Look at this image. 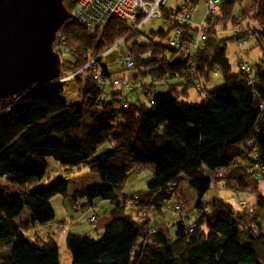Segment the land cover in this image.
<instances>
[{"label":"trees","instance_id":"16d2710c","mask_svg":"<svg viewBox=\"0 0 264 264\" xmlns=\"http://www.w3.org/2000/svg\"><path fill=\"white\" fill-rule=\"evenodd\" d=\"M245 1L223 0V17L206 32L204 50L197 55V72L188 76V63L168 46V25L167 30L154 34L150 43L138 41L146 25L137 29L141 20L130 23L113 18L92 36L70 16L75 1L63 0L69 17L57 34L65 39L56 51L63 59L59 79L92 60L110 74L103 54L123 41L121 46L133 57L135 75L144 87L141 92L124 93L103 89L93 78L76 76L74 81L83 87L82 108H73L64 100V89L56 80H34L15 94L0 95V247H7L0 264H62L55 238L44 241L37 233L31 242L25 237L26 231L55 223L51 200L69 194L68 182L46 181L49 158L68 173L87 168L99 176L98 181L70 196L79 217L97 216V200L113 206L98 240L89 234L68 235L71 264H264L258 251L259 244L264 243L259 212L244 197L254 196L256 205L264 209L260 188L264 178L248 173L255 164L256 151L257 163L264 169V62L250 76L238 71L234 74L227 58L228 38H218L220 28L229 32L231 24V31L240 29L242 34L230 38L237 41L259 36L264 42V0L245 5L252 3L250 7L255 10L251 19L259 28L244 25V12L234 16V7ZM168 2L163 10L173 6ZM181 2L194 12L198 0H180L174 5ZM188 32L191 37L198 35L194 28ZM149 52L154 59L149 60ZM217 70L225 85L210 92L205 83ZM197 80L203 82V89L197 88ZM191 88L203 91L202 105L182 100L190 98ZM148 89L155 91L152 97ZM129 94L146 97L151 107L139 101L130 103ZM105 95L110 96L109 101ZM117 116L122 123L113 130ZM106 143L110 147L99 153ZM219 169H224L223 179L212 180L210 174ZM145 170L152 171L148 189L125 194L122 187L129 176ZM185 179L198 196L190 210L184 205ZM217 182L220 188L230 190L232 197L236 192L253 207L255 216L234 200L205 202L212 183ZM173 184L176 186L171 190ZM82 199L87 201V208H93L87 216H81L73 206ZM175 203L183 205L189 220H175ZM206 206L211 207L209 213L202 212ZM25 208L32 216L23 222L20 219ZM144 210L155 214L153 222L143 216ZM168 213L174 217L173 236L170 229L164 230ZM194 213L198 216L193 219ZM61 225L60 232H65ZM152 228H156L155 233H150Z\"/></svg>","mask_w":264,"mask_h":264},{"label":"rangeland","instance_id":"374dc122","mask_svg":"<svg viewBox=\"0 0 264 264\" xmlns=\"http://www.w3.org/2000/svg\"><path fill=\"white\" fill-rule=\"evenodd\" d=\"M176 1L180 0H169L168 6H172L176 3ZM252 0H246L244 4H237L234 7L233 14L235 17H238L244 12V16L246 17V20H244V25L248 23H252L251 17L254 15V7H250L245 5ZM206 0H198V3L195 8V23L200 24L205 16L206 13ZM244 8H246L244 10ZM228 31L233 28L231 24L227 27ZM167 30V24L166 20L164 18H153L147 22V24L142 28L141 34L139 36L138 41L140 43H150L149 39L153 37L154 34L158 33L160 30ZM224 28H220L219 32V39H226L227 40V58L229 60L230 66L232 68V72L234 74L237 73L239 64L242 61L248 62L253 66V68H256L260 63L264 62V42L260 41L259 36H253L250 38L247 42V44H244L242 46V49L239 51L238 46H237V41L234 38H230V31L229 32H223ZM159 37H156L155 42H158ZM262 45V46H261ZM126 52V47L125 46H120V47H113L109 52H106L104 54L103 62L106 63L110 69V71L114 74H117V68L119 65L120 57L121 54ZM68 56L67 53H64L63 58H66ZM217 73H214L211 75L210 80L206 82V88L208 91L212 92L215 91L225 85V82L223 80V77L221 75V72L219 70L216 71ZM62 87L64 89V95L63 98L64 100L69 103L73 108H82V91L83 87L82 84L77 83L76 81H67L62 84ZM182 89V88H181ZM180 89V90H181ZM109 92L107 91L106 94ZM190 98L187 100L186 98H182L183 101H188L189 103H194V104H199L202 105L204 102V93L201 90H198L196 88H191L189 91ZM105 100L109 101L110 96L105 95ZM129 100L130 103L136 104L138 101L145 104L147 107H151L150 102L147 100L146 97L139 95V94H129ZM98 114H102V109L98 108ZM122 123V119L120 116H117L115 119V123L112 126L113 130H115L118 125ZM110 146L106 143L100 150L99 153H101L103 150L108 149ZM48 164H49V172L46 177L47 182H54L57 180H63L65 182L71 181V180H76L78 182L77 185H82L84 187H88L95 183V181L99 180V176L90 173V171L87 168H82V169H75L71 171L70 173L67 172L64 168L61 167L59 163H57L54 159L49 158L48 159ZM223 174L225 175L224 171ZM212 174H210L209 177H211ZM152 177V171L150 170H145L143 171L140 175H130L127 182L123 185L122 190L125 194H133L135 192H143L148 189V182ZM218 179V178H212ZM260 188L261 191L264 193V182H260ZM184 189L187 190V197H185L184 200V205L190 210L192 207H194L197 202H198V196L195 193L193 189L189 187L188 180H184ZM245 199H247L248 202L251 204L255 205L257 210H258V218L261 222L262 226V231L264 232V209L259 208L256 205V200L255 197L252 195H247L244 196ZM227 199L229 202L233 203V197H232V192L226 189L220 188L219 183H212V187L210 191L207 193L205 196L204 200L205 202H212L215 199ZM68 199L66 200L65 197L58 195L55 196L52 200V206L56 212V217L57 220L55 223L50 224L46 226L43 229L49 230L51 227L54 229V234L52 232V235L54 236L55 240L57 241L59 247H60V259L62 264H69L71 255L67 249V237L69 234H78V235H85L89 234L91 235L92 238L98 240L100 237V234L104 231V228H101L98 226V229L96 230V226L98 224H91L87 219H84L81 224H78V226L72 224V218L75 217L74 211L68 207ZM97 208L95 209L98 221L100 219L103 220L105 217H109L108 212L112 210V204L110 202H101L100 200L96 201ZM186 213V211H185ZM32 216V213L29 208H25L21 215V221L25 222L28 221ZM198 216L197 213H194L191 217L194 219ZM167 222L164 226L165 232L169 231L170 229V234L173 236L175 234L174 230V224H173V215L171 213H168L166 215ZM75 219V218H74ZM66 220L64 228H67V232H57L55 228L58 227L59 223L61 221ZM70 220V221H69ZM75 223V222H74ZM62 226V225H61ZM79 227V229H77ZM64 230V231H65ZM39 231L36 229H32L30 231L25 232V237L29 241H34L36 234ZM42 239L44 241L47 240V236L42 235ZM7 247L6 245L4 247H0V262L3 259V255L6 253ZM258 251L260 256L264 259V243H260L258 246ZM264 262V260H263ZM71 264V263H70Z\"/></svg>","mask_w":264,"mask_h":264},{"label":"built area","instance_id":"2783aa9c","mask_svg":"<svg viewBox=\"0 0 264 264\" xmlns=\"http://www.w3.org/2000/svg\"><path fill=\"white\" fill-rule=\"evenodd\" d=\"M75 1V7L70 13V16L77 23L86 27L92 36H95L97 31L102 28L113 18H119L130 23H138L142 21L137 29L147 24V22L153 18H164L168 27L171 29V36L168 40V46L178 52V57L183 62L188 63L189 71L188 76H194L198 69L197 55L204 50L205 43L207 41L206 32L217 24V21L223 17V0H208L207 11L203 21L200 24L195 23L194 12L192 8L185 5L184 2L173 5L172 7L163 10L166 7L168 0H73ZM194 28L198 30V35L189 36L188 29ZM241 33L240 29L230 31L232 37H237ZM242 34V33H241ZM248 37L237 40L238 50L242 49L244 44H247ZM123 41L118 42L115 47H120ZM65 43V39L56 35L53 41L54 50L57 51ZM112 49V48H111ZM110 49V50H111ZM108 50L107 52H109ZM106 53V52H105ZM104 55V54H103ZM102 55V56H103ZM149 60L154 59L155 56L149 52ZM62 59V56H61ZM158 57L157 60H160ZM63 63V59H62ZM61 63V64H62ZM136 64L133 57L129 52L121 54L119 65L117 68V74L111 73L105 74L98 64L97 60H92L85 67L76 71L75 73H65L62 78H58L55 83L63 84L67 81H72L76 76L82 78H93L98 86L107 89L114 88L116 90H122L124 93L130 91L141 92L144 84L143 81L135 75ZM254 71V68L248 62L242 61L239 64L238 73L243 75H249ZM170 75L167 74V77ZM252 81V80H251ZM197 88L203 89V82L196 81ZM152 89H148L147 93L152 97L155 93ZM114 145V141H110ZM255 164L249 168L248 173L255 174L256 177L264 178V169L259 160V153L256 151L253 155ZM141 171V170H140ZM224 169L216 170L212 173V178L223 179ZM210 177V178H211ZM215 180V179H214ZM176 184L171 185V190H174ZM224 188L225 184H221ZM233 200L241 208L245 209L247 213L252 217L255 216V209L251 207L244 199H241L236 192H233ZM76 211L81 216H87L89 212L93 210L92 207H88L87 201L82 199L73 203ZM86 206V207H85ZM86 209H85V208ZM173 212L176 215V221H187L190 218L185 214L183 205L181 203L173 204ZM211 211L210 206H206L203 209V213H209ZM143 216L149 222L155 220V214L150 210H144ZM90 223L97 221V216L92 214L88 217ZM256 227V225H253ZM156 228H152L150 233H155Z\"/></svg>","mask_w":264,"mask_h":264},{"label":"water","instance_id":"95a60500","mask_svg":"<svg viewBox=\"0 0 264 264\" xmlns=\"http://www.w3.org/2000/svg\"><path fill=\"white\" fill-rule=\"evenodd\" d=\"M68 17L63 0H0V95L59 78L53 41Z\"/></svg>","mask_w":264,"mask_h":264},{"label":"crops","instance_id":"0c3cea01","mask_svg":"<svg viewBox=\"0 0 264 264\" xmlns=\"http://www.w3.org/2000/svg\"><path fill=\"white\" fill-rule=\"evenodd\" d=\"M206 10V9H205ZM194 18H195V14H194ZM245 20H246V18H245ZM246 25V24H245ZM247 25H249L250 27H253V28H259V25L255 22V21H252V23H248ZM68 184H69V194H68V196L67 197H65L66 198V200L68 199V201H70L69 203H68V207L70 208V209H72V211H74V209L72 208V202H71V195H72V193L74 192V191H76V190H82V189H84V188H86V187H84L83 186V184L82 185H77L78 184V182L74 179V180H71V181H68ZM187 190L186 189H184V196L185 197H187ZM196 193V192H195ZM198 199V198H197ZM104 202H106V201H104ZM74 213L76 214L75 215V217H71L72 218V221H75V223L74 222H72V224H74V225H76V226H78V224H81L83 221H85L84 220V218H81V217H79V215L74 211ZM75 218V219H74ZM56 220H57V217H56ZM88 220V219H87ZM70 221V220H69ZM109 221H110V217H105L103 220H101V222H100V219H99V221H98V224H97V226L95 227L96 228V230L98 229V226L100 227V229L101 228H106V226H107V224L109 223ZM65 223H66V220H63V221H61V223H59L60 225L62 224L63 226H65ZM166 223H168V222H166ZM60 226L58 225V227L57 228H55V230L58 232H60V228H59ZM45 228V227H44ZM64 229H66L67 230V228H64ZM77 229H79V227L77 228ZM103 229V230H104ZM36 230L37 231H39L38 233H39V235L40 236H42V235H44V236H47V237H53L54 238V236L52 235V232H53V234H54V229H52V227L49 229V230H45V229H43V227H38V228H36ZM65 230V232H67ZM104 232V231H103ZM102 232V233H103ZM64 233V232H63ZM101 233V234H102ZM76 234V233H75ZM100 234V235H101ZM72 262V259H70V263ZM69 263V264H70Z\"/></svg>","mask_w":264,"mask_h":264}]
</instances>
